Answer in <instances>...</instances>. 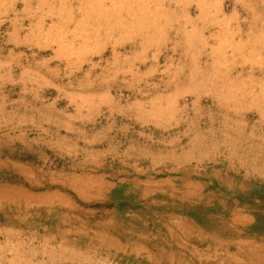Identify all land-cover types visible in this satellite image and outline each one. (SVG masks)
Here are the masks:
<instances>
[{
  "label": "rangeland",
  "instance_id": "obj_1",
  "mask_svg": "<svg viewBox=\"0 0 264 264\" xmlns=\"http://www.w3.org/2000/svg\"><path fill=\"white\" fill-rule=\"evenodd\" d=\"M0 264H264V0H0Z\"/></svg>",
  "mask_w": 264,
  "mask_h": 264
}]
</instances>
